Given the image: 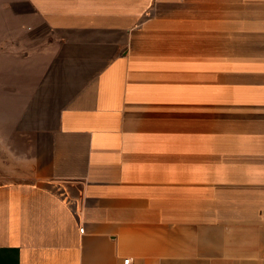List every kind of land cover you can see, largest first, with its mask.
I'll use <instances>...</instances> for the list:
<instances>
[{"label":"crops","instance_id":"0c3cea01","mask_svg":"<svg viewBox=\"0 0 264 264\" xmlns=\"http://www.w3.org/2000/svg\"><path fill=\"white\" fill-rule=\"evenodd\" d=\"M1 7L0 264H264V0Z\"/></svg>","mask_w":264,"mask_h":264},{"label":"rangeland","instance_id":"374dc122","mask_svg":"<svg viewBox=\"0 0 264 264\" xmlns=\"http://www.w3.org/2000/svg\"><path fill=\"white\" fill-rule=\"evenodd\" d=\"M2 1L0 0V91L3 93L0 99V183L11 174L15 161L14 154L10 151L14 136L9 128L11 121L7 119L12 116L13 111L12 106L5 103L4 88L15 79L14 69H20L21 65L27 63L22 57L26 50L19 47V41L14 40L20 33V27L1 7Z\"/></svg>","mask_w":264,"mask_h":264},{"label":"built area","instance_id":"2783aa9c","mask_svg":"<svg viewBox=\"0 0 264 264\" xmlns=\"http://www.w3.org/2000/svg\"><path fill=\"white\" fill-rule=\"evenodd\" d=\"M81 231H84V228H81Z\"/></svg>","mask_w":264,"mask_h":264}]
</instances>
